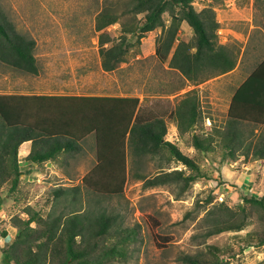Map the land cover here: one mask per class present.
I'll return each mask as SVG.
<instances>
[{
	"label": "trees",
	"instance_id": "obj_1",
	"mask_svg": "<svg viewBox=\"0 0 264 264\" xmlns=\"http://www.w3.org/2000/svg\"><path fill=\"white\" fill-rule=\"evenodd\" d=\"M193 0H128L121 11L104 5L95 15L101 67L114 70L126 60L132 42L146 32L161 28L155 55L168 60L187 80L197 83L209 76L225 73L236 64L237 52L218 40L219 22L212 6L197 10ZM165 13L169 16L166 22ZM127 15L126 20H120ZM141 15V16H139ZM185 20L192 37L178 40L177 32ZM120 24L115 39L107 27ZM35 39L19 31L0 2V62L16 69L38 73L34 55ZM167 118L176 125L178 134L190 135L191 145L201 153L222 151L224 159L235 160L239 154L264 159V134L255 129L264 123V57L234 89L222 126L205 130L203 115L195 88L189 89L172 108L154 110L139 96L82 94H12L0 93V207L5 197L20 200L23 169L18 146L31 140L25 160L32 166L50 160L65 167L82 148V139L93 134L96 162L83 176L84 185L94 193L121 194L128 175L145 187L162 184L178 186L182 195L204 173L193 156L166 138ZM251 136H245V131ZM130 154V161L128 160ZM158 157L153 174L138 171L146 157ZM174 161L180 168L169 169ZM6 192L3 194V186ZM79 185L58 186L52 190V208L46 213L30 203L26 216L15 214L10 225L13 237L2 248V264H116L128 260L139 242V225L115 227V217L101 211L94 216L81 207L56 211L61 196ZM212 196L205 203L213 202ZM255 210L264 222V194H242L235 205L213 202L205 211V236L224 231H240L253 218ZM2 236L7 235L3 231ZM163 239L166 237L161 236ZM242 241L239 251L249 245H264V227L235 234ZM231 250V248H230ZM221 247L206 244L193 253H183L180 264H225ZM234 254V252H233ZM256 264H261L258 262Z\"/></svg>",
	"mask_w": 264,
	"mask_h": 264
},
{
	"label": "rangeland",
	"instance_id": "obj_2",
	"mask_svg": "<svg viewBox=\"0 0 264 264\" xmlns=\"http://www.w3.org/2000/svg\"><path fill=\"white\" fill-rule=\"evenodd\" d=\"M127 1L0 0L16 28L35 39L34 55L38 65V73L32 74L0 62V91L8 88V83L3 84L1 78L11 72L19 75L21 79L18 80L23 82L25 92L133 95L139 96L147 106L161 111L172 108L184 92L195 88L204 129L224 125L234 89L264 57V0H193L197 10L212 6L219 22V42L237 52L236 64L231 70L197 83L171 68L168 60L161 62L155 55L160 27L146 32L139 40L130 38L132 45L127 58L116 69L106 71L101 67L95 15L104 5L121 11ZM165 18L168 23L167 13ZM126 19L125 14L120 20ZM119 29L118 22L107 27L115 39ZM192 34V28L183 20L176 42L188 40ZM5 69L6 73L3 72ZM12 74L8 78H12ZM260 133L264 134V123L255 129V134ZM244 135L251 136L247 130ZM166 138L175 142L185 154L195 157L204 173L182 195H177L178 186L175 184L145 187L142 180L134 177L130 165L121 194L91 192L82 178L96 162L93 138L91 145L84 143L89 152H78L65 167L56 166L50 174L38 178L37 175L30 176L29 180L22 177L20 200L13 202L11 196L5 197L0 208V264L2 248L12 237L8 232L14 230L10 225L11 218L15 214L26 216L23 210L28 203L46 213L52 208L54 188L75 185H79L74 193L76 200L72 191L61 196L54 207L57 212L81 207L91 216L101 211L111 213L118 230L139 225L141 240L133 243L137 248L127 261L116 264H180L181 254L193 253L206 244L222 248L225 264H264V245H249L239 251L242 241L234 237L264 227L257 211H252L253 218L244 229L211 236H205L207 222L202 217L213 202L220 201L219 193H223L222 201L229 205L239 203L242 194H264V159L242 154L235 160L224 159L219 149L201 153L191 145L189 133L178 134L171 118H167ZM157 164V156L146 157L138 171L153 174L158 170ZM170 166L169 169L180 168L182 164L172 161ZM5 192L6 185L2 193ZM212 194L213 202L206 204L205 199ZM4 230L8 233L5 237L1 235Z\"/></svg>",
	"mask_w": 264,
	"mask_h": 264
},
{
	"label": "crops",
	"instance_id": "obj_3",
	"mask_svg": "<svg viewBox=\"0 0 264 264\" xmlns=\"http://www.w3.org/2000/svg\"><path fill=\"white\" fill-rule=\"evenodd\" d=\"M6 70L7 69H5L3 72L6 73ZM7 74L9 76V74H12V73L11 72H7ZM12 75H13L12 78H8L7 75H4L1 78V82L3 84L4 83H8V88L5 89L4 86H2L4 88V90L1 89L0 93H12V94H42L41 92H36V91L25 92L24 89H22L23 82H21V81L18 80V79H21V78H19V75L18 74H12ZM52 94H68V93H52ZM71 94H73V93H71ZM77 95H79V94H77ZM82 95H95V94H82ZM103 95H107V94H103ZM174 125H175V122H174ZM91 137L94 140V136L91 133L88 134V135H86L82 139V148L80 150V153L81 152H85V153L86 152H89V150L87 148H85L84 143H86L88 145H91V143H92L91 142L92 141V138ZM94 148H95V145H94ZM30 149H31V140H24L18 146V159H19V162H20V166H21V168L24 171V173H22V177H26V180H29L30 176H34V175H37V178L39 176L42 177V175H45L46 176V174H50L53 171V168H56V166H60L58 163H55V162L50 161V160L44 161L40 165H38L37 163H34L32 166H30V163L25 160V157L29 153ZM243 182H244V180L242 182H240L239 185L242 186L243 185ZM8 233H11L12 234V237H13V235L15 233V230H13V232H10L9 231Z\"/></svg>",
	"mask_w": 264,
	"mask_h": 264
},
{
	"label": "built area",
	"instance_id": "obj_4",
	"mask_svg": "<svg viewBox=\"0 0 264 264\" xmlns=\"http://www.w3.org/2000/svg\"><path fill=\"white\" fill-rule=\"evenodd\" d=\"M218 198L220 201L223 200V193H219Z\"/></svg>",
	"mask_w": 264,
	"mask_h": 264
}]
</instances>
